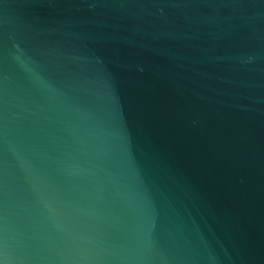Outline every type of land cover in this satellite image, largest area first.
<instances>
[{"label": "water", "instance_id": "water-1", "mask_svg": "<svg viewBox=\"0 0 264 264\" xmlns=\"http://www.w3.org/2000/svg\"><path fill=\"white\" fill-rule=\"evenodd\" d=\"M0 264H264V142L198 0H0Z\"/></svg>", "mask_w": 264, "mask_h": 264}]
</instances>
